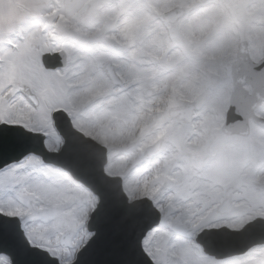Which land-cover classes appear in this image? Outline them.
<instances>
[{
    "label": "clouds",
    "instance_id": "clouds-1",
    "mask_svg": "<svg viewBox=\"0 0 264 264\" xmlns=\"http://www.w3.org/2000/svg\"><path fill=\"white\" fill-rule=\"evenodd\" d=\"M0 114L41 264H79L97 178L152 212L151 264H264V0H0Z\"/></svg>",
    "mask_w": 264,
    "mask_h": 264
},
{
    "label": "snow or ice",
    "instance_id": "snow-or-ice-1",
    "mask_svg": "<svg viewBox=\"0 0 264 264\" xmlns=\"http://www.w3.org/2000/svg\"><path fill=\"white\" fill-rule=\"evenodd\" d=\"M50 60L54 62L55 57H49ZM59 114H53L52 119H56ZM18 128V122L9 121L5 115L0 114V136H4L6 133L11 134L15 132ZM80 163L82 166H88L90 164V159L87 151H82L80 153ZM10 187V185H9ZM4 189V181L0 180V190ZM15 213L9 212L7 216H13ZM2 217H7L3 214H0ZM5 225L3 222H0V240L5 236ZM10 235V234H9ZM0 264H16V256L10 250V248L3 243H0Z\"/></svg>",
    "mask_w": 264,
    "mask_h": 264
},
{
    "label": "water",
    "instance_id": "water-1",
    "mask_svg": "<svg viewBox=\"0 0 264 264\" xmlns=\"http://www.w3.org/2000/svg\"><path fill=\"white\" fill-rule=\"evenodd\" d=\"M113 207L118 208V206L116 204ZM110 216H112V212H108V217H110ZM118 224H119V226L123 227V231H124V234L122 237L123 241L130 240V239L134 238L135 241H131V242L136 243V244L139 243L140 240L136 236V231L132 227H126L125 226V219L124 218L119 220ZM19 264H23V263H19Z\"/></svg>",
    "mask_w": 264,
    "mask_h": 264
}]
</instances>
